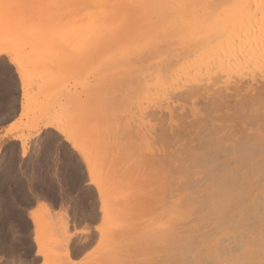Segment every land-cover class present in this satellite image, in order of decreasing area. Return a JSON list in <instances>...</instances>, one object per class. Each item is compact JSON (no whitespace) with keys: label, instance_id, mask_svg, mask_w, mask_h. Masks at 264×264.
<instances>
[{"label":"bare ground","instance_id":"1","mask_svg":"<svg viewBox=\"0 0 264 264\" xmlns=\"http://www.w3.org/2000/svg\"><path fill=\"white\" fill-rule=\"evenodd\" d=\"M5 1L8 2L9 0H4V2ZM38 1L42 3L40 4L41 8L36 18H37V22H41L42 24L40 25V27H38V29H34L35 27H37L36 25L30 31V33L36 32L34 35H32L34 38L30 39L32 41V43L30 42V44L34 51L32 53L33 55L31 56L34 57L35 61L38 60L37 64H39V60H41L40 58L42 56H45L49 60V63L52 61L56 63V61L58 60L57 58L62 57L63 66L65 65L67 66L68 63L73 66L72 62L73 63L76 62V65L78 67V66L85 65L86 62L90 63V61L96 57L98 58L97 60L98 63H95V64L100 67V68L98 67L99 69L96 70L95 75L90 81L88 80L82 81V78H81V80L78 79L79 81L77 80L74 84V86L77 85V88L78 86L79 87L84 86L83 91H82L83 94H84L85 88L88 90L86 91L88 96H85V97H89L90 99L85 98L84 96H83L84 98L82 97L83 99L80 97L79 101L81 99L82 100L80 101L79 104L80 105L84 104L83 101L85 99L88 102L87 105L91 101H93V104L95 102L94 104L95 107H91V104H92L91 102V104H89L90 106L88 107V110L85 108L82 109V107L79 104L77 103L75 104L74 102L75 106L79 105V107L81 108V112H80L81 114H79L80 115L79 117L78 116L74 117V115H76L78 112L76 110V113L73 114V117H72V115L70 116L68 113H66L68 108H65L67 105H65L66 103L64 102L65 104L64 103L63 104L65 106L60 107V109L57 110V112L54 111V113L50 115L51 118L48 116L50 120L47 119L48 124L45 123L49 126H53L54 128L57 127L58 131L60 130L61 132H63L65 136H67V140L72 145V147L76 149L81 156H83L86 169L89 170V173L94 172L93 173L94 179L91 178L90 180L91 181L93 180L96 182V183L95 182L93 183L96 185L95 188H97V192L99 193L100 205L98 208L100 211L99 213L100 217L99 216L98 217L103 220V221L100 220V222L104 225L100 223L99 224L100 226L95 225L96 227H94L93 230L91 229L88 231L87 230L81 231V236L80 235L79 236L82 237V239L78 238L76 239V241L74 239V243L73 245H71V247H74V248L76 247L78 249L79 248L84 249L85 247H88L91 244H93L97 238L98 243L97 241L95 242L96 244L94 243L96 248L95 250H92V253L94 252L93 254H95V256L93 257V254L91 253L92 254L91 259L94 258L93 260L95 263L98 261L96 264H183V263L185 264L186 262L187 264H191L193 262H195L193 264H197V262L201 259L204 260L202 262L206 264L205 262L207 261H205L204 257L202 258L200 255L202 252L200 253L199 251L197 252L196 250H195V254L193 258H196L197 260L191 257L190 258L191 261L193 260H196V261H193L190 263H188V261L185 262V259H186L185 252H187L186 250H188V247H185V250L183 248L186 244L191 245V242H192L190 241L191 239L188 240L190 244L187 243L188 242L187 239L189 237L191 238V236L194 233L188 237L187 235H184L185 232L181 233L180 231H178V230H181L183 227L181 226L179 229L178 226L183 225L180 223H183L181 221L186 220L187 216L188 217L192 216V214H196L198 216L199 214L205 213L206 216L204 217H207V215L209 214L212 217L214 215L215 219L219 218L222 220L221 223L223 224L220 223V225L218 226L220 227L221 225H223L221 226L222 229H220V232L218 230V233H217L218 237L219 235L221 236L223 234V237L226 236L227 237L226 239L227 240L231 239L232 241L231 240L229 241H231V244L233 243L232 245L230 243L223 244L222 243L223 241L221 240L222 236L218 238L216 234L213 237H210L208 239L206 238L205 243L207 244V247H205L206 248L205 258L207 255V257L209 258V259L206 258L209 261L207 262L208 264H210L211 262H214L215 264H264V121L262 122L259 120L260 124L261 122L263 124L258 125L259 124L258 119L262 118L264 120V72L263 74L261 73L258 76L256 75L257 78L256 77L251 78V74H250L251 71L248 69L250 68L248 66L254 65L258 63L259 61H262V62L258 64L262 63L263 65L264 63L263 62L264 61V6H263L264 3L263 1L260 2L259 0L258 1L260 2L259 4L255 0L254 2L257 3L256 4L257 6L255 5V9H252V8L250 9L248 8L249 6L247 5L248 4L247 0L246 1L244 0L245 3L242 2L244 6L242 5V3H240V5L238 3V6L233 5V4H236L237 1L240 2L239 0H232V1L224 0L225 2L222 0V2H219L217 4H216V1L213 0L215 5L212 4L213 2L212 3L210 2L212 0L208 1L209 4L211 3V5H208L207 0H206L207 3L204 0H195L196 3L199 1L205 2L206 5H204V7L200 5L196 6L197 4L194 5L195 2L194 4L191 2L192 3L191 4L189 3V0H187L188 10L185 9L187 8L186 5L181 4L182 0H180L181 2H178L179 0H177V2L176 0H48V1L38 0ZM218 1H221V0H217V2ZM226 1L227 3H230L229 6L232 5L235 7L234 9L230 8L233 11L229 9V11L231 12H229L227 9L226 13L225 11H221V9L218 8V10L220 9L221 14L224 13L223 17H220L221 15L219 16L217 14L213 15L212 12L209 11L211 10L210 9L211 7L217 8L221 4L224 5ZM231 2L232 3L234 2V3L231 4ZM173 3H174V6L171 8V5H173ZM175 3H177V5ZM245 4L247 7L245 6ZM180 5L185 7L183 8L185 9L186 12L184 10H181L183 8H180L181 7ZM223 5H222V8L224 10V8L226 7H223ZM192 6L193 8L195 6V8L197 9H191ZM209 6L211 7L209 8ZM168 7L171 9H174V10H171V14H169L170 11ZM207 7L209 9H206ZM177 8L180 10L177 11ZM213 8H212V11L215 10ZM198 9H200V11H202L201 9L203 10L205 9L207 10V12L209 11L208 14L209 13L210 14L208 15L206 12L207 14V15L205 14L206 19L204 18L203 20L204 21L206 20V26H207V23L209 25L213 24L215 26L214 28L210 27L212 30L204 29L206 30V32L203 31V28H202L203 20H200V19L202 18L201 14L205 10L201 13ZM192 10L194 11L197 10L196 12L197 13L199 12L200 15L195 14V12H194L195 16L191 15L193 13ZM252 10H255V11H252ZM181 11H184L185 13H187V15L188 13H190V15L186 17L185 16L186 14L184 13L185 15L181 17V14L183 15V12ZM172 12H175V13L172 14ZM218 12L216 11V13ZM168 16H170L169 19H167ZM172 17H173L172 21L174 23H172V21L170 20ZM180 17L181 18L185 17L186 20L181 21L179 20L181 19ZM8 18L9 17H7V20L3 19V21L5 22L4 30L7 32L5 31L3 32L2 30L0 31V33L1 32L4 34L6 33L5 35H6L7 42H4V43L7 45L3 48H5V50L10 52V50L12 51V49L13 50L16 49L17 46L14 48L15 46L14 44L16 45H19V44L16 43L17 35H15L16 34L15 27H14L15 24L12 22L13 19H11L10 21ZM165 19H167L166 21L169 20L171 24L169 25L168 23L169 21L166 22ZM163 21H165L166 23ZM158 23L162 25H165L168 23L169 26L174 24L172 25V27H168V25H166L168 29L170 28L169 31L167 30L168 31L167 35L168 36L170 35L171 39L168 38V36L167 38L172 40V41H169L168 43L169 44L171 43V45H173L174 47H178L179 51H176V49L171 45H170L171 48L170 46L169 47L167 46V47L168 49H170L169 51H172L175 49L174 52L172 51V53L174 54H172L171 52H170L171 54H169L168 49L165 47L161 48L162 44H164L166 41L161 37L162 35L165 38V35H164L165 33L163 32L164 34L162 33L159 34V32H161V30L164 31L166 27L164 26L165 29L163 28L160 30ZM177 24H179V26H176ZM194 27L195 29H193ZM12 29H14V31ZM170 31L173 32L172 33L174 34L173 36ZM4 34L2 35L5 36ZM160 38H162V41H160ZM12 40H14L13 41V43L15 42L14 44L11 43ZM26 40L28 41L29 39H26ZM21 44L22 43H20V45ZM26 45L28 48L29 47L28 43ZM24 48H25V45H24ZM194 48L197 49V52H199L198 54L196 53V51H193ZM25 49H23L24 51H21V49L19 48L20 52H23V54L25 52ZM188 50L190 53L188 52ZM14 51L10 53L11 54L14 53L12 54V56L14 55L16 56V58L14 57L13 62L12 61L11 62L16 66V70L18 69L17 73L19 74V78L24 79V76L26 75L27 72L25 73L26 69L23 68L24 66L22 62L19 61L21 59L19 58L18 60V57L21 54L20 52H14ZM164 51L167 52L168 54H166ZM26 52H27V49H26ZM187 52H188V55L191 54V52H194V54L196 53L195 55H197L196 58L193 55V53L189 55V57L185 56L187 57V59L193 56V60H192L193 62L188 59V62L191 61L190 65L189 64L186 65L185 63H183L184 62L183 59L180 61L179 59H181L180 58L181 56L179 57V59L175 58L176 56L178 57L179 55H182L184 53L186 54ZM92 55L94 56V58L90 57ZM69 56H72L73 61L69 60L67 63L66 61ZM25 57L23 59H26ZM87 59H90V60H87ZM187 59H185L186 63H187ZM177 60L181 62V65L179 67L175 65L176 63L175 61ZM93 61L91 64H93ZM179 61L178 63H180ZM54 62H53V65H54ZM89 63H86V64L89 65ZM182 63L183 65L185 64V67L187 66L186 69L185 67H183L186 72H183L184 74L182 73V71H184L183 68L179 70V73L175 72L177 69L182 67ZM96 65L95 67L97 68ZM174 65H175V68H173ZM57 66L58 65H56L55 67ZM256 66L259 67L257 68V70L259 69L260 70L259 72H262L260 69L261 66L257 64ZM68 67H65V69ZM85 67L86 65L82 66V68H85ZM240 67H242L241 69H244L246 67V71L248 70L247 72H249L248 75L250 74V82H252L251 79H255V81L256 80L260 81L261 85L258 86L259 88L255 86L257 88V90L255 89L256 90L255 91L253 88L254 86L252 87L253 83L251 84L249 82L247 83L246 82L247 79L245 82H243L242 81L243 78L241 77L242 78L241 79L240 77H238L241 79L242 82L238 80L237 82H241L242 84L246 83L247 85L249 84L250 86H247L246 91H245V89H243L244 85L242 86L241 83L240 85L237 83L233 85L235 82H232L231 84L232 88L234 86L233 92L231 95H226L225 90H228L229 87H231V85L228 86V84H230V81H232L230 79H233L237 76V72H238L237 70ZM73 68L75 69L74 66ZM87 68L89 69L90 67L87 66L85 69L87 70ZM69 69L72 70V67ZM85 69H83V71ZM90 69H93V66ZM202 70H205L204 72L206 71L209 72V74L207 73L208 77L204 84H203L204 80L202 82L200 81L201 79L205 78L203 77L205 73L203 74ZM83 71H81L79 77L82 75V73L83 75H85ZM89 72H91V70ZM196 72L199 73V76L201 77V79L199 78V76H197L198 74H196ZM232 72H234V74L236 73L235 77L233 78H232L233 74H231ZM240 72L241 71H239L238 73ZM171 73L173 74L177 73L179 76L177 77L176 74L173 75ZM180 73H182L183 75ZM194 73L196 74L195 76L198 77L197 82L195 81L196 77L194 80L195 82H193V78H191V76H193ZM222 74H224V78L222 77ZM172 75L174 77L176 76L177 78H180L181 76H183L184 78H186V80L184 79L180 81L182 84L181 85L178 84L180 86L176 87L177 85L176 77L175 79L174 77L170 78L171 80L169 81V77ZM239 75L241 74H238V76ZM122 79L124 80L122 81ZM120 80L122 81V83H120L121 82ZM198 80L201 82L200 84ZM92 81L98 82L102 86V87H97V88L96 86H94V88L99 89L98 92L95 93L96 95L94 94L95 98H93V94L92 96H90V92H93L92 90L94 89V88L93 89L91 88L93 86L89 87V84H90L89 82H92ZM172 81L174 83L176 81L175 83L176 85L174 84L176 88L172 84ZM165 82H167V85H169L170 88L174 87V89H170L168 86H165L166 85V84L164 85ZM169 82L172 84V86ZM24 83L25 82L23 81L22 82L23 87L25 85ZM111 83H116L117 86L121 85L122 89L125 88L124 85L130 86V87L133 86V88L136 86V88L134 89L135 92H133V90H130L129 92L128 90L129 88L127 86L125 90H122L119 87L120 90H122L121 93H123V91L126 92V93L124 92L123 94L124 95L123 101L125 103H127L128 100H132L131 102L135 103L133 102L134 100L133 97L135 98V96H137L135 95L137 91H143L142 92L143 99H147L151 97L148 100L152 99V100H155L157 103L160 102L158 103L160 107L162 106L161 101H164V103H166L164 104V106L166 107V105L170 106L169 105L170 102L175 101V103L178 104L179 102L178 100H182V101H186L188 99L190 100V98H193L194 96L198 94L203 95V97L204 95L206 96L209 95L210 100L207 99L208 97H206L208 101L207 100L206 102L202 101L203 103L202 104L201 101L198 99L199 97L196 98L198 102L200 101L197 105L201 104L203 109H205L203 111L201 107V110L204 113L206 111L205 113L206 115L204 117L201 115L199 117L197 115L198 117L192 116L191 118V115H190L191 110L188 116L187 114L188 109L186 108L184 109V107H182V109L186 111L185 114L187 115L186 117L187 119H185V117H183L182 115L178 116L177 113H179L180 110H182L180 109V107L178 111L177 110L173 111V115H172V112H170L169 116L167 115L168 117H166L164 112L163 113L161 112L160 107L159 109L155 108L154 105H157L155 104L156 102L154 103V101L152 102L151 100L150 102L152 104L151 103L150 104L154 106L153 108L155 109L153 110L151 106L152 112L150 113L147 112L148 114L147 113L145 114L150 116L151 120L153 119L152 121L154 120L157 121V128L151 127V125L149 127H145L147 126L145 124H147L146 122L148 120L147 119L148 117L145 114H142L143 121L141 120L138 121L139 117L136 119L138 121V124L140 122L141 123L143 122L142 124L145 123L144 124L145 129H140V131H135V132L140 133V135L137 133L139 135L138 137H140L141 134L145 136L146 133L144 132V130L148 129L149 131L147 132H150L156 135V136L153 135L154 140L152 139V141L156 142L157 146L156 144L155 145L152 144L153 147H150L149 141L151 140L152 136L150 137L149 134H148V138L150 140L147 139V137H143V136L140 137L138 140L137 139L138 137H135L137 136V134L136 133L133 134L139 143L140 141H143V138H145L144 139L145 141H143L140 144L138 143L139 146L142 145V148L145 144L148 145L147 143H149V146H148L149 148H146L147 146L146 147L144 146L143 149L146 151V153H144L143 152L144 150L142 151L141 148H138L136 146V144H135V147L133 144H131L130 139L132 137L130 135L129 136L127 135V137L130 138L129 143L133 145V147L130 144L126 143L128 142L127 138L125 137V134L127 131L126 132L124 131L125 132L124 136L121 133L123 132L122 130V127L124 125L123 123L126 122L127 124L128 122L125 120V118L127 119L128 116L126 117L125 114L119 116V113L121 114L120 106L122 102H120L119 99L117 100L113 94H110V93L107 94L108 93L107 86L110 85ZM163 85L164 87L162 88ZM112 86L113 87H111L110 85V87L114 89L115 85L113 84ZM152 86H154L153 88L156 87L155 89L153 88L152 89L154 91H157V93L156 94L153 93L152 95H149L150 87ZM23 87L22 89L23 90L25 89V91H23L24 92L23 95L25 97L24 96L23 97L27 103V101L29 100V95L27 99L26 97L27 89ZM157 88H160L159 90H161V88L162 90L164 88H167L168 90L165 89L163 90L162 93H160L162 90L159 91ZM220 91L225 92V93L223 92L224 93L223 96H222L223 93H221ZM243 91H245V93H242ZM100 92L102 93L103 96H100L101 94ZM127 92L129 93L128 95H127ZM121 93L119 94L122 96ZM125 94H126V100H125ZM97 96H100L99 98H101V100L103 99L102 102L101 101L98 102ZM144 96L146 98H144ZM102 97H105V98H102ZM92 98L95 100H93ZM140 98L142 99V96ZM65 101L67 102V100ZM145 102L149 104L147 100H145ZM187 103H189V101ZM191 103H194V102H191ZM96 104H97V108H96ZM124 105L122 109L127 110V108L129 107L128 106L129 104L125 105L126 107ZM133 105H135V107L137 108L138 107L141 108V106H137L136 104H133ZM135 107L134 106L132 107V109L134 108L133 111L131 110V107L128 111L125 110L127 113L128 112L130 113V111L133 112L132 119L136 117L135 114L137 113V111ZM145 107L148 108V110L146 109L147 111H150L148 106H145ZM145 107L142 106L140 113H142L145 110ZM93 108H96L97 110V112H95V109H94V112L97 113L95 117L92 115ZM198 108L200 107L198 106ZM75 109H78V108H75ZM192 109H193L192 111H194L195 108H192ZM168 110L171 111L170 107L168 108ZM201 110L199 113L204 115ZM135 111L136 113L134 114ZM174 112L175 113L177 112L175 115L178 116L177 118L178 120L177 119L174 120L177 117V116L175 117ZM193 113L196 115V112H193ZM138 114L139 113H137L136 115L139 116ZM179 114H181V112ZM132 115L130 114L129 118H131L130 116ZM144 115L147 117L145 118L147 119L146 122H144V117H143ZM225 115H227L228 117L226 116L227 117L226 118ZM101 116L103 118V121L107 120L111 127H109L108 125L107 127L106 126L104 127V125L103 126L100 125L102 118L101 120L99 118ZM121 116L122 117L125 116L124 118H122L124 119V121H121L123 122L122 123L123 125L120 124L121 122L119 123ZM173 116H174V119H173ZM189 117L191 119H189ZM224 117L225 119H222ZM77 118L79 120H77ZM212 119L213 120L215 119L214 121H216L217 123L213 124L211 122ZM218 119L221 121H219ZM217 120L221 122L222 125L219 124ZM131 123L132 122L130 121V124ZM140 125L141 124H139V126ZM128 126H131V125L127 124V127ZM100 127H103V128H100ZM100 129H103V130L100 131ZM104 129H106L105 130L106 133ZM102 131L105 133V135H109V137H111V139L108 137L110 139V142L108 141H104V142H108V144L110 143L109 148L110 147L113 148V150L110 148V151H112V153L114 152V150L117 151V149L113 147L114 146L113 142L116 140L117 142L118 141L119 142L115 143L116 144L115 147L118 144L119 145L121 144L122 147L117 146L118 150L121 147L120 149L123 148L122 151L124 153L125 152L127 153V155L126 153L124 155L122 151H118V153L114 152L115 154H111V152L108 151L109 150V148L107 147L108 144L107 145L105 144L106 147L108 148V149L106 148L107 151L104 145L103 147L98 145L100 149H103V148L105 149V152L103 153H106V154L108 153L109 155L111 154V157L108 154H107L108 156L105 154L106 155L105 158L107 159V161H108V157H110V161H111L113 156L118 158L119 157L118 155L120 156L123 155V157L121 158L123 161H124V157L125 159L126 158L129 159V161L127 160L128 162L131 161L128 164H126L127 163L126 160H125L126 163L124 162L121 164L118 163L119 165L116 163L115 165H117L116 166L117 168L114 165H112L114 167L113 170L110 166H108L107 168H104V170L105 169L108 170V168H110L111 175L110 173L108 174L103 173L105 171H103V168L100 165L102 164L103 161L100 162V159L101 160L103 159L104 161L106 159H104V155L102 157L103 153L100 154L99 149H97L96 151L97 153L99 152L98 155L96 153V156L98 157L96 156L95 157L99 160L100 164L96 162L97 160H94L95 159L94 154H92V156L90 155V153L95 152L93 148L95 147V145L98 144V141H100L99 139H101L100 135L98 136V134L100 132L101 134H104ZM89 134L90 135L92 134L93 137L90 138L88 136ZM105 135H103L102 137H105ZM120 135L123 136L122 138L125 137V140L123 141L124 143L122 142L121 140L122 138ZM134 137L132 138V141H133L132 143L136 141V140L134 141ZM106 139H107V136L103 140H106ZM99 144L101 143L99 142ZM136 147L140 150V152L142 151L141 153H139V155L138 153L136 155V153L134 152V150L137 151ZM150 148L152 149L154 148L153 149L154 151ZM86 151L89 152V155L88 153L86 154ZM101 151H104V150H101ZM99 155H101V158H99L100 157ZM89 156L94 157L92 158L94 161L91 158H89ZM121 159L118 158L117 161L118 160L120 161ZM115 162L116 161L112 163H115ZM106 163L108 162H105V164ZM122 165H125V166H122ZM131 165L133 166L131 167ZM115 169H118V170H116L115 173H112L114 172ZM130 169H132L133 171L130 172ZM142 169L147 170L148 174L149 173L151 174V176H149L150 180L147 179L146 181V179H144L146 181L145 183L146 184L148 183L146 185L148 187H146L147 189L143 193H141L140 190L138 191V188H137L136 191L140 192L142 196H140V198L138 199V197H136L137 193L136 194L134 193L133 196H135L136 198H133V200L137 199V203L135 201L134 202L132 201L134 204H131L132 202L131 203L129 202L128 204H126L127 198L128 199L130 198L128 196L131 195L132 197V194H133L132 192H134L133 190H131L132 192H128V191L134 188V187L131 188V185L135 186L134 184L139 181L140 179L139 177H141L140 170ZM68 172L65 171V176L68 177L70 175L68 181H66V183L67 182L69 183L66 185L65 181L63 182V189L61 190V192H59L60 193L59 198L60 197L62 198L63 195H65L66 192H68V188H70V186L73 185L78 180V176H76L75 173L72 174L69 172L70 174L68 175L67 174ZM133 175L134 176L136 175V176L134 177ZM196 175L197 177L198 176L200 177V180L203 179L204 182L206 181V183L203 182V184H205L204 189L206 191L204 192L206 194L205 199H209L208 200L209 202L205 200L207 201L206 204L203 203L204 201H202L203 196L202 197L200 196L203 194L201 193L199 195L197 194V192H199L201 189L199 187H198L199 189H197L196 186L198 183L196 185L194 184V178L196 177ZM134 178L137 179V182L135 181L136 179ZM152 184L153 185L155 184V185L152 186ZM75 185H78V184H75ZM192 186H194L193 187L194 189H192ZM13 188L14 187H11L12 189L11 192L12 193L16 192L15 200L17 202L19 201V203H22L24 205L25 204L28 205L32 203L31 201H29V198L25 193L24 194L21 193V191L23 190L20 191L19 186L14 188L15 192H13ZM82 190L83 188L80 189V192L83 193L84 195L86 191L84 190L82 192ZM125 190L126 192L129 193L127 197H125L126 195H124V193H126ZM193 190H195V192L197 191L196 194L198 195V197L200 196V198H198L195 195V192H193ZM47 193H50V195L53 197L56 194V193L54 194L51 191H48ZM59 198H56V197L53 198V205H56V203L61 202L60 201L61 198L60 200ZM234 199L237 201L238 207L233 204L234 207H236L237 211L235 213L228 214L229 213V211L227 210L229 209L228 206L231 203L235 202ZM199 200L202 202H200ZM62 202H63V199H62ZM78 204L81 205V203H78ZM203 204L204 205L209 204L208 206L209 209L203 208L202 207ZM95 205L96 204L93 203L91 204L90 209L89 208L87 209H89V211L93 213V211L95 210ZM233 205L231 206L232 208H233ZM226 206H227V209L225 208ZM131 207L133 209H135V207L137 209H141L142 213L144 211L145 213H147L150 210H151L150 213H155L154 215L158 213L159 216L158 218H157V215L155 216V222L150 223L149 221V224L145 222L146 225L145 224L143 225L142 221L144 220L141 219L142 220V221L140 220L141 224L139 221L137 222L140 225H137L135 223L139 227H137L134 223H132V225L134 224V227H132L133 229L134 228L140 229L142 225L141 230L143 229L142 231L144 232L145 230L143 227L150 226V224L151 225L153 223L155 224L158 221L155 225L157 226L156 231H151L152 232L151 238L149 237V233L147 232L146 233L144 232L145 235L144 233L143 235L141 234L142 237L139 238L140 234L138 233L136 229H134L132 231L133 232L132 234H134L135 230L137 231L138 234H136V236L138 235L137 236L138 241L134 242V241L128 240L130 239L129 235L131 234H129L130 232L127 231L128 230L127 222L124 219V221L126 222L124 223L123 218H126L128 215H130L129 213L128 215L125 214V212L127 213L126 209L128 208L131 209ZM11 208H10L11 212L7 215V217L5 216L0 217L1 218L0 226L2 230L0 239L4 238V241H2V245H7V246L10 245V247L14 245L13 241H14L16 232H15V229L11 228L12 226L10 227L9 225L11 224L12 218L14 219L15 217L16 218L15 221H18L19 219V209L15 207L12 209ZM47 209L48 208H46V210ZM76 209L79 211L81 208L80 209L76 208ZM84 209L86 208L84 207ZM137 209H136V212L138 211ZM225 209L227 210L226 212L227 215L225 213L226 211ZM48 210L46 211V214H43L44 218L41 216V219L37 218L32 213L33 215L31 216V218L33 219V222H34L33 224H35L34 231L36 235L35 240L37 242L40 241L39 234L42 231V230L41 231L39 230L40 226L45 225V227H47L49 224H52L50 223V220L54 214H51V212L49 214ZM83 211H85L86 213H90V212H87V210H83ZM152 211H156V212H152ZM80 212L82 211L80 210ZM86 213L82 212L80 213L81 215H79L78 213L80 218L82 216L81 219L79 218L78 224L82 222L84 223V221H86L89 218ZM92 213L91 215H94L95 211L93 214ZM124 214L126 215L125 217L123 216ZM75 215L78 216L76 213ZM85 215L88 217V218L86 217L87 219H84ZM91 215L89 214V216ZM8 217H11V221L8 220L9 219ZM135 217L136 216H134V218ZM75 218H78V217H75ZM134 218H133V221H134ZM190 218L188 220H190ZM89 219L92 222L95 219V216H91V218ZM151 219L152 218H150V220ZM90 221L88 220L86 221V223ZM153 221H154V218H153ZM179 221L180 223H178ZM190 221L193 222L192 220ZM195 222L196 220H194V223H193L194 225L198 221L196 223ZM199 223L201 224V222ZM206 223H209V222L206 221ZM184 224H186V222H184ZM61 225H62L61 230L63 228L65 229V231L63 230V233L66 232L67 231L66 222ZM56 227H55V230H56ZM43 229L45 228L43 227ZM150 230H153V228L152 229L150 228ZM193 230H195V228ZM191 232L192 231L188 233H191ZM199 233L198 234L201 238L202 237L201 232ZM51 235H54V233H52ZM136 236L134 237L135 239H136ZM195 237H196V234H195ZM57 239H59L60 241V238H57ZM194 241L196 242L195 239ZM40 244H41L40 242L37 243L38 246ZM202 244L203 242L201 243V246ZM16 245L17 244H15V246ZM193 245L194 243H192V246ZM233 248L238 249V251L236 250L235 252L234 250L233 252ZM10 251H11L10 252L11 254L14 253V249L13 250L10 249ZM202 254H204V251ZM135 256H137L138 259H136ZM17 260L18 259H16V257L15 258L13 257L11 258V260H9V263L10 264H21ZM90 260L88 259V261ZM57 262L56 264H59ZM202 262L200 264H202ZM60 264H63V263H60Z\"/></svg>","mask_w":264,"mask_h":264},{"label":"rangeland","instance_id":"2","mask_svg":"<svg viewBox=\"0 0 264 264\" xmlns=\"http://www.w3.org/2000/svg\"><path fill=\"white\" fill-rule=\"evenodd\" d=\"M42 1V0H41ZM43 1H45V0H43ZM46 1H48V0H46ZM205 2H206V0H204ZM209 0H207V2H208ZM214 1H216V4L217 3H219V2H222V0L221 1H218L217 2V0H214ZM224 1V0H223ZM230 1V0H229ZM232 1V0H231ZM240 2H238L237 1V3L236 4H233L232 2H231V4H233V5H236V6H238V3H239V5H240V3H245V1L244 0H239ZM255 0H247V2H248V8H252V9H255V5L257 4L256 2H258L259 0H256V2H254ZM261 1H263V3H264V0H260V2ZM175 2V1H174ZM176 2H177V0H176ZM178 2H181L180 0L178 1ZM188 1L187 0H182V5H186V7L187 8H185L184 6H181L180 8H185V9H187L188 10V3H187ZM193 3L194 4V2H195V4L194 5H196V6H198V5H200V6H203L204 7V5H206V3L205 2H203V1H199V2H197L196 3V1L194 0H189V3ZM211 3L213 2V0L212 1H210ZM225 2V1H224ZM223 2V3H224ZM246 2V3H247ZM260 2H258L259 4H260ZM42 2H40V1H36V0H9L8 2H4V0H0V31H2L3 30V32L5 31L4 29H5V25H4V21H3V19H5V20H7V17H9L8 19L11 21V19H13L12 20V22L16 25H14V27H15V35H17V42L16 43H18L19 45H20V43H22L20 46L19 45H16V44H14L13 43V41L14 40H12V42L11 43H13L15 46H14V48L16 47V49H18L19 50V48L21 49V51H24L23 49H27V52H26V49H25V52H24V54H23V52H20V50L18 51V50H16V49H12V51H14V52H20V54L21 55H19V57H18V55H17V57H18V60H19V58L21 59V60H19V61H21L22 62V64H23V68H25L26 70H25V73H26V75L24 76V79L23 78H19V74L17 73L18 72V69L16 70V66L12 63L13 62V60H14V57L16 58V56H12V54H14V53H10V52H12L11 50H10V52L9 51H7V50H5V48H3V47H5L7 44H5L4 42H7L6 40V33L4 34V33H0V47H1V49H0V217H7V215L11 212L10 211V208L12 207V208H17V209H19V219H18V221H15V217H14V219L12 218V221H11V217H8L9 219L8 220H10L11 221V224L9 225L11 228H14L15 229V232H16V234H15V232H14V234H15V237H14V241H13V246H11L10 247V245L9 246H7V245H2V241H4V238H2V239H0V264H10L9 263V260H11V258H15L16 257V259H18L17 261L19 262V263H21V264H56V262L57 263H63L64 264V262H65V264H86L87 262V264H89V262L90 261H92V262H90V264L92 263V264H96L95 262H94V258L93 259H91L92 258V254L94 253H92V250H95V242L97 241V243H98V240H97V238H96V240H95V244L93 243V244H91L90 246H88V247H85L84 249H81V248H74V247H71V245H73V243H74V239H75V241H76V239H82V237H80L81 236V231H88V230H93L94 229V227H96V226H98L101 222H100V220H102V219H100L99 217H100V215H99V213H100V211H99V205H100V200H99V193L97 192V188H95L96 187V185L93 183V182H95V181H91L90 179L91 178H93L94 177V172H91V173H89V170H87L86 169V166H85V163H84V158H83V156H81L80 154H79V152L76 150V149H74L73 147H72V145L69 143V141L67 140V136H65V134L63 133V132H61L60 130L58 131V128L56 127V128H54L53 126H49V125H47L48 124V120L47 119H49L50 120V118H51V116L50 115H52V113H54V111H56L57 112V110H59L60 109V107H63V106H65V105H67L65 108H68V110H67V112L66 113H68L70 116L72 115V117H73V114H75L76 113V110L78 111L77 112V114L76 115H74V117H76V116H80L79 114H81L80 112H81V108L79 107V103H80V101L85 97V96H88L87 95V92L86 91H88L86 88H85V90H84V94H83V88H84V86L83 87H79L78 86V88H77V85L76 86H74V84H75V82L79 79V80H81V78H82V81H84V80H88V81H90L92 78H93V76L95 75V73H96V70H98L100 67L99 66H97L95 63H98L97 62V60H98V58H94V56L92 55V56H90V57H93L94 59H96V60H91L90 61V63L89 62H86V63H89V65H87L86 63H85V65H86V67L88 66V67H90V68H92V66H93V69H88L87 68V70L85 69V68H82V66H85V65H82V66H78L79 67V69H78V67H77V65H76V62L75 63H73L72 61V56H69L68 58H67V63H68V61L69 60H72L71 62H72V64H73V66L75 67V69L73 68V66L72 65H70L69 63H68V65L66 66H63V60H62V57H60V58H57L58 60L56 61V63L54 62V61H52V62H50L49 63V60L45 57V56H42L40 59L42 60H39V64H37L38 62V60L37 61H35L34 60V57H32L31 55H33L32 53L34 52L33 51V49H32V46H31V44H30V42L32 43V41L30 40V39H33L34 37L32 36V35H34L35 33H30V31H31V29L32 28H34V26H36L37 25V27H35L34 29H38V27H40V25L42 24L41 22H37V18H36V16H38V12H39V10H40V4H41ZM191 3V4H192ZM205 3V4H204ZM211 3L209 4V2H208V5H211ZM242 3V5L244 6V4ZM255 3V4H254ZM176 5H177V3H175ZM191 4H189V5H191ZM212 4H214L215 5V3L213 2ZM221 4V3H220ZM222 5L223 4H221L219 7H215V8H213V7H211V6H209V8L211 9V10H209V11H211L212 12V14L213 15H215V14H217V15H221L220 17H223L224 16V13L223 14H221V12H220V9H221V11H225V13L227 12L226 10L228 9V11H229V9L230 8H232V9H234V7L235 6H229L230 5V3H227V1H226V3L223 5V7H226V8H224V10H223V8H222ZM42 6V5H41ZM174 6V3H173V5H171V8ZM245 6H246V4H245ZM253 6V7H252ZM257 6V5H256ZM263 6H264V4H263ZM263 6H262V8H263ZM170 7V6H169ZM168 7V9H169V14H171V10H174V9H171V8H169ZM176 7V6H175ZM228 7V8H227ZM247 7V6H246ZM179 8V7H178ZM177 8V11H179L180 9H178ZM181 9V10H184L185 11V9ZM190 8V7H189ZM202 8V7H201ZM208 7L206 8V9H209ZM212 8L213 9H215V10H213L212 11ZM218 8H220L219 10H218ZM237 8V7H236ZM235 8V9H236ZM261 8V9H262ZM176 9V8H175ZM191 9H197V8H195V6H194V8H193V6H192V8ZM199 11H200V9H198ZM202 11H200L201 13L205 10H203V9H201ZM231 10V9H230ZM238 10V9H237ZM184 11H181V12H183V15L181 14V17L182 16H184L185 14V16L186 17H188V15H190V13H188V15H187V13H185ZM193 11V13L191 14V15H194L195 16V14H199V12L197 13L196 11L197 10H192ZM191 11V12H192ZM208 11V12H209ZM216 11L218 12V13H216ZM231 11H233V10H231ZM231 11H229V12H231ZM252 11H255V10H252ZM194 12H195V14H194ZM206 12H207V10H205L202 14H201V16H202V18L200 19V20H203L204 18H205V14H206ZM208 12H207V14H208ZM228 12V13H229ZM37 13V14H36ZM175 12H172V14H174ZM177 13V12H176ZM185 13V14H184ZM204 14V15H203ZM206 14V15H207ZM210 14V13H209ZM208 14V15H209ZM168 15V14H167ZM200 15V14H199ZM164 16H166V15H164ZM171 16V15H170ZM170 16H168V18L167 19H169V17ZM180 17V18H181ZM166 18V17H165ZM167 19H165V21L167 20ZM172 19H173V17L170 19L171 21H172ZM206 19V18H205ZM179 20H186L185 19V17H183V18H181V19H179ZM188 20V19H187ZM198 20H199V18H198ZM165 21H163V22H165ZM169 21V20H168ZM168 21H166V22H168ZM165 22V23H166ZM161 23H162V21H161ZM164 23V24H165ZM169 23V25L171 24V22L169 21L168 22ZM168 23L167 24H165V25H162V24H159L158 23V26H159V29L161 30V29H163L164 28V26L166 27V29L163 31V30H161V32H159V34H164L165 35V38H164V36H162L161 35V37L166 41L164 44H162V46H161V48H163V47H165V48H167L168 49V47L171 45V43L169 44L168 42L169 41H172V40H170L171 38H170V35L168 36L167 35V32L170 30V28L168 29V27H172V25H174V24H172L171 26H169L168 25ZM172 23H174L173 21H172ZM180 24H181V22H180ZM166 25H168V27L166 26ZM184 25V24H183ZM2 26V27H1ZM4 26V27H3ZM17 26H19V27H17ZM33 26V27H32ZM163 26V27H162ZM176 26H179V24H177ZM13 27V28H14ZM156 27V26H155ZM154 27V28H155ZM210 27H215L213 24L211 25H209L208 23H207V26H206V20L204 21L203 20V25H202V28H203V31H205L206 32V30H204V29H207V30H212ZM3 28V29H2ZM175 28V27H174ZM210 28V29H209ZM193 29H195V27L193 28ZM13 31H14V29H12ZM168 30V31H167ZM36 31V30H35ZM5 32H7V31H5ZM34 32V31H33ZM164 32V33H163ZM171 32V31H170ZM173 32H171V34H172ZM195 33H197V32H195ZM2 34H4L5 36H3ZM168 34H170V33H168ZM174 34H172V36H173ZM167 36H168V38H170V39H168L167 38ZM162 38H160V41H162ZM9 39H11V38H9ZM26 39H29L28 41L26 40ZM166 39H168V40H166ZM25 41H27V42H25ZM155 41V40H154ZM10 43V42H9ZM28 43V45H29V47L27 48V44ZM167 44H169V45H167ZM24 45H25V48H24ZM168 46V47H167ZM171 46H173V45H171ZM171 46H170V48H171ZM174 47V46H173ZM173 47H172V49H173ZM4 50H3V49ZM175 49H176V51H179V49H178V47H174ZM30 49V50H29ZM174 49V50H175ZM170 49H168V53L169 54H171L172 53V51L174 52V50H172V51H169ZM165 51H167V50H165ZM164 51V52H165ZM175 51V52H176ZM192 51V50H191ZM193 51H196V53L198 54L199 52H197V49L196 48H194L193 49ZM10 54H9V53ZM171 52V53H170ZM188 52H189V50H188ZM188 52L184 55V54H182V55H179L178 57L176 56L175 58H177V59H179V57L181 58V59H179L180 61L183 59V63H185L186 65L187 64H191V61L193 60V56L191 57V58H188L189 60H191V61H189L188 62V59H187V57H189V55H191L192 53H193V55L195 56V58H196V56L197 55H195L194 54V52H191V54H189L188 55ZM166 54H168L167 52H165ZM177 53V52H176ZM190 53V52H189ZM172 54H174V53H172ZM16 55V54H15ZM26 55H28V56H25ZM29 55H30V57H29ZM69 55H70V53H69ZM12 56V57H11ZM185 56H187V57H185ZM26 58V59H23V58ZM12 58V59H11ZM194 58V59H195ZM23 59V60H22ZM64 59V58H63ZM185 59H187V63H186V60ZM66 60V59H65ZM87 60H90V59H87ZM179 60H177V61H175L176 63H178V61ZM12 61V62H11ZM41 61V62H40ZM92 61H93V64H91L92 63ZM179 61V62H180ZM53 62H54V65H53ZM193 62V61H192ZM260 62H262V61H259L258 63H260ZM264 62V61H263ZM43 63V64H42ZM52 63V64H51ZM66 63V64H67ZM174 63V62H173ZM175 63V65L176 66H180L181 65V62L180 63H178V64H176ZM183 63H182V67L181 68H179V69H177V67H176V71L175 72H178L179 73V70L180 69H182L183 67H185V64L183 65ZM258 63H256L257 65H259V66H261V71L262 72H259L260 70L258 69L257 70V68H259L258 66H256V64H254V65H250V66H248V67H252L251 69L250 68H248L250 71H251V78H257V76L258 75H260L261 73L263 74V72H264V63H263V65H262V63L261 64H258ZM45 64V65H44ZM47 64H49V65H47ZM52 66H51V65ZM76 66H75V65ZM84 64V63H83ZM90 64H91V66H90ZM97 66V68L95 67V65ZM30 65V66H29ZM56 65H58L57 67H55ZM79 65V64H78ZM81 65V64H80ZM175 65H174V67L173 68H175ZM40 66V67H39ZM51 66V67H50ZM68 66H70V67H68ZM65 67H68V68H66L65 69ZM72 67V70H70L69 68H71ZM76 67H77V69H76ZM99 67V68H98ZM187 67V66H186ZM186 67H185V69H186ZM48 68H50V69H48ZM60 68V69H59ZM80 68H81V70H80ZM242 67H240L237 71L239 72V71H241L240 73H238L237 72V78L235 77V75H236V73L234 74V72H232L231 74H233L232 75V78L233 77H235V78H233V79H230V80H232V81H230V84H228V86L229 85H231L232 84V82H235L233 85H235L236 83L237 84H239L240 85V83L243 81V82H245L246 81V79H247V83L249 82L250 84L251 83H253L252 84V87L254 88V90L256 89L257 90V88H259L258 86H260L261 85V82L260 81H258V80H256L255 81V79H251L252 80V82H250V74L248 75V73L249 72H247L246 71V67L244 68V69H241ZM43 69V70H42ZM69 69V70H68ZM83 69H85L84 71H83ZM256 69V70H255ZM68 70V71H67ZM74 70H76V71H74ZM91 70V72H89ZM106 70V69H105ZM183 70H184V68H183ZM254 72H253V71ZM81 71H83L84 72V74L85 75H83V73H82V75L79 77V75H80V73H81ZM88 71V72H87ZM182 71V70H181ZM203 71V74H204V76H203V74H202V76L203 77H205V78H203V79H201V77L199 76V73H197L196 72V74H198L197 76H199V78L201 79H199L201 82L204 80V82H203V84L205 83V81H206V79H207V73L209 74V72H204L205 70H202ZM74 72V73H73ZM183 72H186L185 70L184 71H182V73ZM201 72V71H200ZM253 72V73H252ZM48 73V74H47ZM49 73H51V74H49ZM55 73V74H54ZM75 74V75H73V74ZM77 73H79V74H77ZM182 73H180V74H182ZM256 73V74H255ZM171 74H173V73H171ZM176 74V76L178 77L179 75L177 74V73H174L173 75H175ZM184 74V73H183ZM182 74V75H183ZM195 73L193 74V76H191V78H193V82H197V79H198V77L197 76H195L196 75ZM238 74H241V75H239L238 76ZM248 76H247V75ZM254 74V75H253ZM48 75H49V77H48ZM88 77H87V76ZM170 76L169 77V81L171 80L170 78H173L174 76ZM257 75V76H256ZM46 76V77H45ZM78 76V77H77ZM84 76H85V78H84ZM89 76H90V78H89ZM175 76V77H176ZM181 76V75H180ZM185 76V75H184ZM87 77V78H86ZM175 77H174V79H175ZM176 77V81H177V85L175 84L176 83V81H175V83L172 81V84L174 85H176V87L177 86H180L182 83L180 82V81H182V80H186V78H184L183 76H181L180 78H177ZM195 77H196V80H195ZM222 77L224 78V74H222ZM238 77H242L241 79H242V81H241V79L240 78H238ZM183 78V79H182ZM167 79H168V77H167ZM181 79V80H180ZM25 82L24 84V87H23V84H22V82L23 81ZM78 80V81H79ZM124 79H122V81H123ZM195 80V81H194ZM198 80V81H199ZM234 80V81H233ZM236 80V81H235ZM237 80L238 81H241V82H237ZM121 81V80H120ZM122 81L120 82V83H122ZM167 81V80H166ZM199 81V84L201 83ZM168 82V81H167ZM167 82H165L164 83V85L165 86H168L169 87V85H167ZM183 82H185V81H183ZM90 84H89V87H91V86H93V87H91L92 89L94 88V86H96V88L97 87H102L98 82H89ZM97 83H98V85H97ZM117 83V82H116ZM116 83H111L110 85H111V87H113L112 85L114 84L115 85V88L113 89V88H111L110 87V85H108L107 86V88H108V93L107 94H113L114 96H115V98L118 100L119 99V101L120 102H122L121 103V106H120V112H121V114L119 113V116L120 115H123V114H125L126 115V117H127V119L125 118V120L126 121H128L127 122V124L128 125H131V126H128L127 127V124H126V122H121V121H124V119H122V118H124L125 116H121V118H120V120H119V123L120 124H126L125 126L127 127H125L123 124V127H122V130H123V132L125 131H127L126 132V134H125V132L123 133V132H121L122 134H123V136H124V134H125V137L127 138V140H128V142H126V143H128V144H130L129 143V139L130 138H128L127 137V135L129 136H131L132 138L134 137V135L133 134H137L138 132H135V131H140V129H145V127H149L150 125H151V127H154V128H157V121L156 120H154V121H152L151 120V117L150 116H148L147 114L148 113H150V112H152V108L155 106V108L156 109H159V107H160V105L158 104V103H160V102H156L155 100H152V99H150V100H148L149 98H151V97H149V98H147V99H143V94H142V92L143 91H137V93L135 94V95H137V96H135V98L133 97V95H132V97H133V102H135V103H132L131 101L132 100H128V102L127 103H125L123 100V94H124V92L125 91H123V93H121V91L122 90H125L127 87L129 88L128 90H129V92H130V90H133V92H135V88H136V86L133 88V86L132 87H130V86H125L124 85V89H122L121 88V85L119 86H117V84ZM119 83V82H118ZM170 83V82H169ZM93 84V85H92ZM96 84V85H95ZM123 84H125V83H123ZM171 84V83H170ZM172 84H171V86H172ZM178 84H180V85H178ZM164 85L162 86V88L164 87ZM175 85H174V87H175ZM241 85L243 86V89H245V91H246V88H247V86H250L249 84L247 85L246 83L245 84H242L241 83ZM23 88H26L27 89V91H26V93H27V99H28V95H29V100L27 101V103H26V100L24 99V92L23 91H25V89L23 90L22 89V87ZM151 86V85H150ZM246 86V87H245ZM257 88H256V87ZM122 89V90H120V88ZM154 86H152V87H150V91H149V95H152L153 93L154 94H156L157 93V91H154L153 89H155V88H153ZM167 87V88H168ZM174 87L173 88H170V89H174ZM175 87V88H176ZM96 88H94L92 91L93 92H90V96H92V94H93V98H95V93L96 92H98V90L99 89H96ZM131 88V89H130ZM153 88V89H152ZM162 88H161V90H162ZM167 88H164L163 90H168ZM233 88H234V86H233ZM233 88H232V85H231V87H229V89L228 90H225V92H226V95H231L232 94V92H233ZM116 89H117V91H116ZM158 90L160 89V88H157ZM156 89V90H157ZM81 92H80V91ZM120 92H119V91ZM161 90H159V91H161ZM163 90L160 92V93H162L163 92ZM222 90V89H221ZM255 90V91H256ZM63 91V92H62ZM66 91V92H65ZM67 91H69V92H67ZM89 91H90V89H89ZM95 91V92H94ZM230 93H229V92ZM245 91H243L242 93H245ZM66 94H65V93ZM121 93L122 94V96L119 94V93ZM221 93H223L224 91H220ZM224 92V93H225ZM248 92V91H247ZM246 92V93H247ZM64 93V94H63ZM78 93V94H77ZM101 93V92H100ZM126 93V92H125ZM224 93L222 94V96L224 95ZM61 94H63V95H61ZM68 94V95H67ZM70 94H71V96H70ZM81 94V95H80ZM89 94V93H88ZM95 94V95H94ZM129 93L127 92V95H128ZM134 94V93H133ZM144 94H145V92H144ZM74 95V96H73ZM199 95V94H198ZM196 95V96H194L193 98H190V100H192V101H190L189 99L188 100H186V101H182V100H178L179 102H178V104L177 103H175V101L174 102H170V106H168V105H166V107L164 106V104H166V103H164V101H161V107H160V110H161V112L163 113L164 112V114H165V116L166 117H168L169 116V113L170 112H172V115H173V111H178L179 110V107H180V109H182V107H184V109L186 108V109H188V116H189V114L191 115V118H192V116H195V117H200V115L201 116H205L206 114V111H205V113L203 112L205 109H203V107H202V105L200 106V105H197L200 101H201V103H202V101H204V102H206V100L207 99H209L210 100V98H209V95L208 96H206V95H204V97H203V95ZM24 96V97H23ZM66 98H65V97ZM77 96V97H76ZM84 96V97H83ZM100 96H103L102 95V93L100 94ZM100 96H97L98 97V102L99 101H101L102 102V100H101V98H99ZM142 96V99L140 98ZM23 97V98H22ZM80 97L82 98L80 101H79V99H80ZM137 97V98H136ZM197 97H199L198 99L200 100L199 102H198V100L196 99ZM203 97V98H202ZM206 97H208L207 99H206ZM60 98V99H59ZM67 100V102L64 100ZM69 100H68V99ZM85 98H88V99H90L89 97H85ZM92 98V99H93ZM102 98H105V97H102ZM144 98H146L145 96H144ZM230 98V97H229ZM32 99V100H31ZM37 99V100H36ZM64 101H63V100ZM75 99H76V101H75ZM78 99V100H77ZM87 99V100H88ZM91 99V100H92ZM143 100V101H141V100ZM196 99V100H195ZM25 100V101H24ZM60 100V101H59ZM72 100V101H71ZM93 100H95V99H93ZM125 100H126V94H125ZM145 100H147V102L149 103V104H147L146 102H145ZM152 100V102L154 101V103L155 104H157V105H154V106H152L151 104V101ZM61 101H63V102H61ZM189 101V103H187ZM196 101H197V103H196ZM208 101V100H207ZM25 102V103H24ZM66 104H65V103ZM74 102H75V104L77 103V104H79L78 106L76 105L75 106V104H74ZM84 104H82V105H80L81 107H82V109L83 108H85V109H87L88 110V107L90 106L89 104H91V102H92V104H91V107H95L94 106V104H95V102H94V104H93V101H91L88 105H87V101L84 99ZM83 102H81V103H83ZM123 102H124V104L125 105H127V104H129L128 106V108H127V110L126 111H128L129 109H130V107H131V110L133 111V109H132V107L134 106L135 107V105H133V104H136L137 106H141V108H142V106L143 107H145V106H148L149 107V110L150 111H147L148 110V108H146L145 107V110L144 111H146V112H144L143 110V112L142 113H140V111H141V108L140 107H135L136 108V111H137V113H139L138 115L139 116H137L136 114V111L134 112V114H135V116L136 117H134L133 119H132V117H133V115H132V111H130V113L128 112H126L125 110H123L122 108H123ZM143 102V103H142ZM145 102V103H144ZM163 102V103H162ZM177 102V101H176ZM191 102H194V103H191ZM65 105H64V104ZM130 103H132V104H130ZM151 103V104H150ZM153 103V104H154ZM63 104V105H62ZM184 104V105H183ZM188 104H190V105H188ZM195 104V105H194ZM203 104V103H202ZM42 105V106H41ZM74 105V106H73ZM124 105V106H125ZM131 105V106H130ZM133 105V106H132ZM181 105H183V106H181ZM186 105H187V107H186ZM193 107H192V106ZM151 106H152V108H151ZM189 106H191V107H189ZM196 106V107H195ZM198 106L200 107V108H198ZM24 107V108H23ZM26 107V108H25ZM70 107V108H69ZM126 107V106H125ZM170 107V110L171 111H169L168 110V108ZM201 107H202V109H203V111L201 110ZM44 108V109H43ZM75 108H78V109H75ZM96 108H97V104H96ZM96 108H93L92 110H93V112H94V109H95V112H97V110H96ZM155 108H153V110L155 109ZM189 108H191V109H189ZM192 108H195L194 109V111H192L193 109ZM137 109H139V110H137ZM147 109V110H146ZM91 110V111H92ZM123 110V111H122ZM190 110H191V112H190ZM200 110L203 112V114L204 115H202L201 113H199L200 112ZM166 111V112H165ZM167 111H169V112H167ZM92 112V115L95 117V115L97 114V113H93ZM124 112H126V113H124ZM148 112V113H147ZM181 112V114H179ZM180 112L179 113H177L178 114V116L179 115H182L183 117H185V119H187L186 117H187V115L185 114V110H180ZM190 112V113H189ZM193 112H196V115L193 113ZM71 113V114H70ZM145 113H147V114H145ZM175 112H174V115L176 114ZM67 114V115H68ZM132 115V116H130L131 118H129V115ZM141 114V115H140ZM142 114H145L143 117H144V122H146V120H147V124H145V125H147V126H145L144 124H142L141 122L139 123V124H141L140 126H139V124H138V121L139 120H141V121H143L142 119ZM193 114V115H192ZM168 115V116H167ZM198 115V116H197ZM50 118H49V117ZM177 115H175V117H176ZM178 116L174 119V116H173V119L174 120H176L177 118H178ZM227 115H225V117H226ZM139 117V119H138V121H137V119L136 118H138ZM225 117L224 118H222V119H225ZM228 117V116H227ZM226 117V118H227ZM101 118H102V116L99 118L100 120H101ZM105 118V117H104ZM129 118V119H128ZM141 118V119H140ZM145 118H147V119H145ZM150 118V119H149ZM190 117H189V119H191ZM76 119V118H75ZM97 119H98V117H97ZM135 119V120H134ZM262 119V118H261ZM261 119H258V121L260 120V121H264L263 119L261 120ZM46 120V121H45ZM77 120H79L78 118H77ZM132 122L131 124H130V121ZM178 120V119H177ZM215 120V119H214ZM213 119H212V123L213 124H216L217 122L216 121H214ZM219 120V119H218ZM217 120V121H218ZM74 121H76V120H74ZM135 121V122H134ZM149 121V122H148ZM219 121H221V120H219ZM218 121V122H219ZM224 121V120H223ZM222 121V122H223ZM260 121L257 123L258 125H261V124H263L262 122H261V124H260ZM102 122V123H101ZM101 122H100V125H104V127L106 126L107 127V125L109 126V127H111L110 126V124H109V122L107 121V120H104L103 121V118H102V120H101ZM153 122V123H152ZM176 122H178V121H176ZM225 122V121H224ZM45 123H47V124H45ZM135 123V124H134ZM228 123V122H227ZM137 124V125H136ZM219 124H221L222 125V123L221 122H219ZM218 124V125H219ZM226 124V123H225ZM224 124V125H225ZM34 125V126H33ZM132 126H133V128H132ZM145 126V127H144ZM53 127V128H52ZM134 127H135V129H134ZM142 127V128H141ZM144 127V128H143ZM21 130H20V129ZM100 128H103V127H100ZM20 131H19V130ZM129 129V130H128ZM101 130H103V129H100V131ZM106 129H104V131H105ZM111 130H112V128H111ZM113 130H115V129H113ZM22 131V132H21ZM134 131V132H133ZM141 131H143V130H141ZM147 131H149L148 129L147 130H144V132L146 133L145 134V136L144 135H142L141 134V136L140 137H147V139H149L148 138V134L150 135V137H151V140L149 141L150 142V147H153L152 146V144H156V142H154V141H152V139L154 138L153 137V135H155V134H153V133H150V132H147ZM17 132V133H16ZM21 132V133H20ZM103 132V131H102ZM104 133V132H103ZM105 133H106V131H105ZM105 133L104 134H101V132L98 134V136L100 135V138L101 139H99L100 141H98V144L97 145H95V147L93 148L94 150H95V152H93V153H90V155L92 156V154H94V157L96 156V151H97V149H99V152H100V154L101 153H103V152H105V149L108 147L109 148V146H110V143L108 144V142H110V139H111V137H109V135H105ZM131 133V134H130ZM22 136H21V135ZM108 134H109V132H108ZM121 134V135H122ZM139 135H140V133H138ZM137 134V136H135V137H138L139 135ZM17 135V136H16ZM103 135H105V137H102ZM120 135V136H121ZM21 136V137H20ZM90 138L91 137H93L92 136V134L90 135H88ZM87 136V137H88ZM106 136H107V139L106 140H103L104 138H106ZM123 136H121V138L123 137ZM156 136V135H155ZM110 139H109V138ZM125 137L124 138H120L121 140H122V142L125 140ZM134 137V143H132L133 141H132V138L130 139V142H131V144H133L134 145V147H135V144H136V146L138 147V148H141V150L143 151L144 149V146L146 147V148H149L148 146H149V143H147L148 145H146L145 143V145L143 146V148H142V145H140L139 146V144L140 143H142L143 141H145L144 139L145 138H143V141H140V143L138 142V140H139V138L140 137H138L137 139ZM156 139V138H155ZM154 140V139H153ZM104 141H108V142H104ZM113 141V140H112ZM147 141V140H146ZM99 142L101 143V144H99ZM117 142V140L116 141H114L113 142V144H114V148L115 149H117V151H115L114 150V152H117L118 153V151H122V149H120L122 146H121V144L119 145H117L118 147L119 146H121L120 148H119V150H118V147L116 146L115 147V143ZM119 142V141H118ZM117 142V143H118ZM154 142V143H153ZM104 143V144H103ZM121 143V142H120ZM124 143V142H123ZM139 143V144H138ZM108 144V146L106 147V145ZM112 144V143H111ZM127 144V145H128ZM130 144V145H131ZM102 146L103 147V145H104V147H105V149L103 148V149H100L99 148V146ZM133 145H131L132 147H133ZM130 146V147H131ZM156 146H157V144H156ZM155 146V147H156ZM136 147V149H137V151H135L134 150V152L136 153V155H137V153H138V155H139V153H141L140 152V150L138 149ZM96 148V149H95ZM107 148V149H108ZM112 150H113V148L112 147H110ZM110 148H109V150L108 151H110ZM145 148V149H146ZM107 149H106V151H107ZM150 149H152V148H150ZM154 149V148H153ZM152 149V150H153ZM89 150V149H88ZM87 150V151H88ZM101 150H104V151H101ZM125 150V149H124ZM139 150V151H138ZM147 150V149H146ZM86 151V154L88 153V155H89V152H87ZM91 151V150H90ZM126 151V150H125ZM154 151V150H153ZM98 152V153H99ZM111 152V154H115L114 152L112 153V151H110ZM144 153H146V151L144 150L143 151ZM98 153H97V155H98ZM119 153H121V152H119ZM122 153H124L123 151H122ZM126 153V152H125ZM125 153H124V155H125ZM106 153H103L102 154V157H103V155H104V159H106L105 157H106V155L108 154H106ZM111 154L109 155L110 157H111ZM87 155V156H88ZM107 155V156H108ZM122 155V154H121ZM126 155H127V153H126ZM100 157L99 158H101V155H99ZM119 157L118 158H122L123 157V155L122 156H120V155H118ZM94 157H90L89 156V158H94ZM96 157H98V156H96ZM95 157V159L94 160H97L96 162L97 163H99L100 164V162L101 161H103L102 162V164H100L101 166H102V168H103V171H105V172H103L104 174H108V173H110L111 171H110V168H108V170H104V168H107L108 166H110L111 168H112V170H113V166L112 165H114L115 167L117 166V165H115L116 163L118 164H121V163H126V161L128 160L129 161V159H125V157H124V161L121 159L120 161L118 160L117 161V159L118 158H116V157H114L113 156V158H112V160L110 161V157H108V161H107V159L104 161L103 159L101 160L100 159V162H99V160L97 159ZM116 158V159H115ZM93 160V159H92ZM93 160V161H94ZM126 160V161H125ZM114 161H116L115 163H112V162H114ZM127 161V163L126 164H128V163H130V162H128ZM105 162H108V163H106L105 164ZM111 162V163H110ZM140 162V161H139ZM110 164V165H109ZM118 164V165H119ZM68 165V166H67ZM73 166V167H72ZM122 166H125V165H122ZM127 166V165H126ZM133 165H131V167H132ZM78 167V168H77ZM120 167H121V165H120ZM130 167V166H129ZM117 168V167H116ZM76 171H75V170ZM71 170V171H70ZM116 170H118V169H115L114 170V172H112V173H115L116 172ZM151 170V169H150ZM65 171L66 172H70V173H75V175L76 176H78V180H77V182H75L73 185H71L70 186V188H68V192H66V194L65 195H63V197L61 198V200H60V198H59V192H61V190L63 189V182L65 181V183H66V181H68V179H69V172L67 173L69 176L68 177H66L65 176ZM133 170L132 169H130V172H132ZM149 171V170H148ZM60 172V173H59ZM62 172V173H61ZM64 173V174H63ZM96 173V172H95ZM144 173V174H143ZM92 175V177H91V175ZM146 174V175H145ZM150 174V173H149ZM148 174V172H147V170H144V169H142V170H140V176L142 177H139L140 179H139V183L137 182V179L136 178H134V179H136L135 181L137 182V183H135L134 185L135 186H132L131 185V188L132 187H134V188H132V189H130L128 192H132L131 190H133L134 192H132L133 194H132V197H131V195H129V193L128 192H126V190H125V192L126 193H124V195H126L125 197H127V195H129L128 197H130L129 199L127 198V202H126V204H128L129 202L131 203L132 201L134 202H136L137 203V199L135 200H133V198H136V197H138V199L140 198V196H142V194L141 193H143V192H145L146 191V187H148V186H146L147 184L145 183L146 181H147V179L148 180H150L149 179V176H151V174L149 175ZM110 175H111V173H110ZM61 176H62V178H61ZM89 176H90V178H89ZM134 176V175H133ZM136 176V175H135ZM134 176V177H135ZM64 177V178H63ZM145 177V178H144ZM196 177H197V175H196ZM194 178V184L196 185L197 183V189H201L199 192H197V194L199 195L200 193L201 194H203V195H200L202 198H203V200L202 199H200V200H202V201H204L203 203H205L206 204V202L209 200V199H205V197H206V194L204 193V192H206L205 191V189H204V185L205 184H203V182H204V180L202 181V180H200V177L198 176L197 178ZM94 179V178H93ZM144 179H146V181L144 180ZM151 179H153V178H151ZM143 182V183H141V182ZM252 182V181H251ZM69 182H67L66 183V185L68 184ZM96 183V182H95ZM204 183H206V181L204 182ZM75 184H78V185H75ZM193 184V185H194ZM155 185V184H154ZM153 184H152V186H154ZM17 186H19L20 187V191L21 190H23V191H21V193H25L27 196H28V198H29V201H31L32 203L31 204H22V203H19V201L17 202L16 200H15V196H16V192L14 191V188H16ZM145 186V187H144ZM11 187H14L13 188V192H15V193H12L11 192ZM85 187V188H84ZM140 187V188H139ZM194 186H192V189H194L193 188ZM199 187V188H198ZM81 188H83V190H82V192L85 190L86 191V193H84V195H83V193H81L80 192V189ZM137 188H138V191L140 190V192H138V191H136L137 190ZM35 189V190H34ZM197 189H195V190H197ZM36 190H37V192H36ZM128 190V189H127ZM195 190H193V192H195ZM203 190V191H202ZM48 191H51V192H53L55 195H54V197H56V198H59V200L61 201L60 203H56V205H53V196H51L50 195V193H47ZM136 191V192H135ZM202 191V192H201ZM196 192H195V195L198 197V195L196 194ZM79 193H81V194H79ZM134 193L137 195L136 197L135 196H133L134 195ZM140 194V195H139ZM205 194V195H204ZM200 196L198 197V198H200ZM77 197V198H76ZM208 197V196H207ZM62 199H63V202H62ZM129 200H131V201H129ZM199 200V201H200ZM205 200H207V201H205ZM16 201V202H15ZM85 201V202H84ZM202 201H200V202H202ZM235 201V202H234ZM234 203H231L232 205L234 204V205H236L237 207H238V205H237V201L234 199ZM59 202V201H58ZM131 203V204H134V203ZM209 202V201H208ZM238 202H239V200H238ZM78 203H81V205L80 204H78ZM96 204L95 205V213L97 214H95L94 213V211H93V213H94V215H91V213L92 212H90L89 211V209H90V206H91V204ZM229 203V204H230ZM236 203V204H235ZM60 204V205H59ZM89 204V205H88ZM228 204V205H229ZM227 205L228 207H229V209H227V206L225 207L228 211H229V213L228 214H230V213H235L236 211H237V209H236V207H234V205H233V208L231 207L232 205ZM74 205V206H73ZM77 207H76V206ZM80 205V206H79ZM83 206V207H82ZM88 206V207H87ZM131 206H133V205H131ZM205 206H207V207H205ZM209 204H207V205H202V207L203 208H207V209H209ZM48 208L47 210L49 211V214H50V212H51V214H54L53 216H52V218H51V220H50V223H52V224H49L47 227H45V225L44 226H40V228H39V230L41 231L40 232V234H39V239H40V241H38V242H40L41 244L38 246L37 245V241L35 240V231H34V226H35V224H33L34 222H33V219L31 218V216L34 214V216H36L37 218H40L41 219V216L44 218V215L43 214H46V208ZM84 207L86 208V209H84ZM128 207H129V205H128ZM11 208V209H12ZM74 208V209H73ZM76 208H81L80 210L82 211V212H84V213H86L85 211H83V210H87V212H90V213H86L87 215H88V217L89 218H91V216H95V219L91 222L90 221V219L85 215V218L84 219H87L86 221H90V222H87L86 223V221H84V223L82 222V223H80V224H78L79 223V218H80V216L79 215H81L80 213H82V212H80V210L78 211ZM83 208V209H82ZM87 208H89V209H87ZM136 207H135V209H133L132 207H131V209H126V211H127V213L125 212V214H127L128 215V213L130 214V215H128L126 218H123V222L124 223H126L127 222V228H128V232H130L129 234H131V235H129V238L130 239H128V240H130V241H134V242H136V241H138V235L136 236V234H140L139 235V238L140 237H142L141 236V234L143 235V233L145 232H147V233H149V237L151 238V231H156V227L157 226H155L156 225V223L158 222L157 221V219H156V223L154 224H150V226H146V227H143L144 228V232L141 230V228H142V225H141V228L140 229H136V228H134V229H136L137 231H138V233H137V231L135 232L134 231V234H132L133 232V228L132 227H134V224L136 223L137 225H140L141 224V221L142 220H144V221H142V224L144 225L145 224V222L146 223H148L149 224V221H150V223H152V222H155V216L157 215V218H158V213H156V215H154L155 213H150V211H148L147 213H145V211L142 213L141 211V209H137L138 211L136 212ZM225 209V210H226ZM233 209V210H232ZM234 209H235V211H234ZM227 210L225 211V213L227 212ZM76 211H78V212H76ZM147 211V210H146ZM202 211H204V210H202ZM45 212V213H44ZM143 214H141V213ZM152 212H156V211H152ZM200 212V211H199ZM198 212V213H199ZM33 213V214H32ZM75 213L78 215V213H79V215L78 216H76L75 215ZM92 213V214H93ZM140 214V216H139V214ZM197 213V214H198ZM89 214L91 215V216H89ZM123 215L124 217L126 216V215ZM138 214V215H137ZM149 214H150V216H149ZM204 214V215H203ZM203 214H199L198 216L196 215V214H192V216H187L186 217V220H183V221H181V222H183V223H180V221L178 222V223H180V224H183V225H180V226H178V228L180 229V227L181 226H183L182 227V229L181 230H178V231H180L181 233H184V235H187L188 237L189 236H191L193 233V235L191 236V238L189 237L188 239H187V241L188 240H190V241H192L191 242V245H188V244H186L185 246H184V250H185V247H188V250H189V252H188V250H186L187 252H185V255H186V259H185V262L186 261H188V263H190V262H193V261H196L197 259L196 258H193L194 257V254H195V250L198 252H202L203 253V251H204V254H200L201 255V257L203 258L204 257V259H205V261H207V262H209L206 258H208L207 257V255H206V258H205V252H206V248L205 247H207V244L205 243L206 242V238L208 239V238H210V237H213L215 234L217 235V237H218V230H219V232H220V229H222L221 228V226H223V225H221L220 227H218L219 225H220V223L222 222V220L221 219H217V221H216V219H215V216L213 215V217L211 216V215H207V217H204V216H206V214L205 213H203ZM153 215H154V217H153ZM201 215V216H200ZM226 215H227V213H226ZM232 215V214H231ZM230 215V216H231ZM84 216V215H83ZM99 216V217H98ZM134 216H136V217H138V218H134ZM217 216V215H216ZM75 217H78V218H75ZM87 217V218H86ZM146 217V218H145ZM190 217H192V218H190ZM42 218V219H43ZM81 218H82V216H81ZM80 218V219H81ZM92 218H94V217H92ZM102 218V217H101ZM129 218H130V220H129ZM133 218H134V221H133ZM147 218H149V219H147ZM150 218H152L151 220H150ZM153 218H154V221H153ZM190 218V220H192L193 222H191L190 220H188ZM203 218H205V219H203ZM124 219L126 220V222L124 221ZM142 219V220H141ZM147 219V220H146ZM184 219V218H183ZM207 219V220H206ZM0 220H1V218H0ZM141 220V221H140ZM194 220H196V224L194 225L193 223H194ZM215 220V221H214ZM219 220V221H218ZM221 220V221H220ZM9 221V222H10ZM103 221V220H102ZM130 221V222H129ZM140 222V224L139 223H137V222ZM188 221V222H187ZM190 221V222H189ZM206 221L207 222H209L210 223V225H209V223H206ZM224 221V220H223ZM65 223L66 222V232H64L63 233V230L65 231V229L63 228L62 230H61V224H63V223ZM144 222V223H143ZM184 222H186V224H184ZM199 222H201V224L199 223ZM211 222H213V223H211ZM130 223H131V225H130ZM132 223H134L133 225H132ZM177 223V224H178ZM102 224V223H101ZM135 224V225H136ZM177 224H176V226H177ZM191 224H193V225H191ZM208 224V225H207ZM213 224V225H212ZM221 224H223V223H221ZM14 225V226H13ZM96 225V226H95ZM102 225H104V224H102ZM125 225V224H124ZM136 225V226H137ZM146 225V224H145ZM179 225V224H178ZM190 225H191V227H190ZM49 226H51V227H49ZM56 226H58V227H56ZM100 226V225H99ZM131 226V227H130ZM135 226V227H136ZM154 226H155V228H154ZM184 226H185V228H184ZM188 226V227H187ZM43 227L45 228V229H43ZM48 227H49V229H48ZM55 227H56V230H55ZM137 227H139V226H137ZM187 227V228H186ZM219 229H218V228ZM51 228H53V229H51ZM126 228V229H127ZM147 228H149V229H147ZM150 228L152 229L153 228V230H150ZM184 228V229H183ZM191 230H190V229ZM195 228V230H193ZM131 229V230H130ZM187 229H188V231H187ZM130 230V231H129ZM192 231L191 233H188V232H190V231ZM50 231V232H49ZM187 231V232H186ZM196 233H195V232ZM209 233H208V232ZM57 232V233H56ZM140 232H142V233H140ZM199 232H201V238H200V236H199V234L198 233ZM204 232H206V233H204ZM1 233H2V230H1V226H0V238H1ZM52 233H54V235H51ZM63 233V234H62ZM145 233H144V235H145ZM202 233H203V235H202ZM208 233V234H207ZM214 233V234H213ZM57 234H58V236H57ZM61 236H60V235ZM190 234V235H189ZM195 234H196V237H195ZM198 234V235H197ZM209 235V236H207V235ZM221 234V233H220ZM249 234V233H248ZM56 235V236H55ZM80 235V236H79ZM133 235V236H132ZM17 236V237H16ZM136 236V239L134 238ZM195 238H194V237ZM222 236V237H221ZM219 235V237L218 238H222L221 240L223 241H221L223 244H228V243H230L231 244V239H229V240H231V241H229V240H227L226 238V236H224L223 237V234L222 235ZM216 237V236H215ZM54 238V239H53ZM57 238H60V241H59V239H57ZM192 238H194L195 240H196V242L194 241V239H192ZM199 238V239H198ZM50 239V240H49ZM205 239V240H204ZM226 239V240H225ZM54 240V241H53ZM225 240V241H224ZM16 241V242H15ZM53 241V242H52ZM186 241V242H187ZM15 242V243H14ZM18 242V243H17ZM37 242V243H36ZM58 242V243H57ZM203 242V244H202V246H201V243ZM54 243V244H53ZM185 243V242H184ZM183 243V244H184ZM187 243H189V241L187 242ZM192 243H194V245L192 246ZM15 244H17L16 246H15ZM190 244V243H189ZM198 244H200V245H198ZM205 244V245H204ZM233 244V243H232ZM231 244V245H232ZM2 245V246H1ZM182 245V244H181ZM58 247V248H56V247ZM75 246V245H74ZM182 246V247H183ZM225 246V245H224ZM3 247H4V249H3ZM9 247V248H8ZM49 247H50V249H49ZM203 247V248H202ZM235 247V246H234ZM202 248V249H201ZM10 249H14V253H10L11 251H10ZM187 249V248H186ZM198 249V250H197ZM204 249V250H203ZM234 250H235V252H236V250L238 251V249H236V248H233V252H234ZM8 253H7V252ZM183 251V250H182ZM92 253V254H91ZM190 253V254H189ZM190 256H189V255ZM238 254V253H237ZM53 255V256H52ZM192 255V256H191ZM202 255H204V256H202ZM55 256V257H54ZM59 256V257H58ZM91 256V257H90ZM95 256V254H93V257ZM189 256V257H188ZM66 257V258H65ZM193 258V259H196V260H193V261H191L190 260V258ZM200 257V258H201ZM61 258V259H60ZM135 258L136 259H138V257L137 256H135ZM60 259V260H59ZM88 259L90 260V261H88ZM190 261H189V260ZM209 259V258H208ZM72 260V261H71ZM96 260V259H95ZM211 260V259H210ZM8 261V262H7ZM61 261V262H60ZM63 261V262H62ZM202 261H204V260H199L198 262H197V264L199 263H201ZM207 262H205L206 264H208ZM193 263H195V262H193ZM193 263H191V264H193ZM184 264V263H183ZM185 264H187V262L185 263ZM202 264H204L203 262H202ZM210 264H215L214 262H211Z\"/></svg>","mask_w":264,"mask_h":264}]
</instances>
